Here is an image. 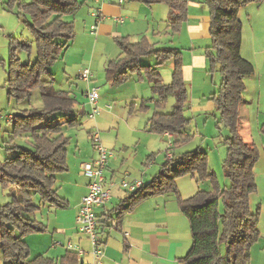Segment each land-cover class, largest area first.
<instances>
[{
  "label": "trees",
  "instance_id": "16d2710c",
  "mask_svg": "<svg viewBox=\"0 0 264 264\" xmlns=\"http://www.w3.org/2000/svg\"><path fill=\"white\" fill-rule=\"evenodd\" d=\"M146 4L163 2L168 6L171 33L179 31L187 19L186 0H134ZM263 0H203L209 9V39L205 55L219 63L221 82L212 99L219 112V122L229 130L224 139L226 156L223 170L228 185L220 187L214 173L207 166L206 153L184 152L166 158L160 170L144 185L130 192L116 206L117 219L140 201L157 195L171 193L179 209L187 219L191 245L179 261L183 264H248L249 249L258 240L259 211H251L250 196L256 192L255 165L259 150L239 133V104L242 102L243 79L254 73V66L240 55L241 22L238 11L250 2ZM76 0H7V10H14L17 18L27 17L26 25L37 46L35 61L23 63L17 50L29 51L30 44L19 42L10 36L8 43L9 62L6 70L7 95L15 102L29 97L38 90L42 107L23 109L10 117L12 127L9 141L17 136L30 138L33 148L16 149L12 157L0 161V186L12 187L11 200L0 206V262L2 264H75L76 253L66 251L55 260L42 254L29 257V248L23 237L34 232H43L44 227L24 215L39 209L31 203L38 195L42 203L65 206L57 196L56 175L67 169L66 147L68 137L63 125H75V99L69 92L57 90L52 79H43L49 74L48 67L59 59L69 41L73 39L72 22L63 19L77 8ZM120 55L108 62L106 79L111 84L127 80L131 74L147 75L150 89L157 96V107H163L167 98L173 96L175 103L170 112L155 111L147 120L151 133L169 132L179 138L175 143L188 138L184 127L188 123L183 115L186 89L183 85L181 52L176 48H153L142 36L129 42L127 37L115 38ZM152 54L155 67L141 64L142 56ZM173 60L171 81L163 83L158 67ZM260 132L264 136V122ZM170 147V146H169ZM191 174L196 181L207 179L211 191L197 190L184 198L178 192L176 179Z\"/></svg>",
  "mask_w": 264,
  "mask_h": 264
},
{
  "label": "rangeland",
  "instance_id": "374dc122",
  "mask_svg": "<svg viewBox=\"0 0 264 264\" xmlns=\"http://www.w3.org/2000/svg\"><path fill=\"white\" fill-rule=\"evenodd\" d=\"M5 2L6 0H0V161L12 157L16 153V149L9 148L12 145L33 148L31 139L24 136H17L14 140L9 141V132L12 127V122L8 119L10 115L19 113L23 109L32 107L40 109L42 107L38 90H33L29 97L19 102H15L7 95L5 79L9 62L10 36H15L19 40L23 39V41L31 40L29 51L17 50L18 57L23 63L32 64L35 61L37 46L25 22L28 18L22 16L17 18L15 14L8 13L4 9ZM100 3V0L98 2L77 0L78 7L75 12L63 17L65 21L73 24V39L65 49L63 56L48 67V71L53 75L45 73L42 77L47 80L52 79L55 89L68 91L69 95L75 98L74 108L77 124L63 125V132L69 139L65 161L67 155L68 158H72L86 150L94 153L92 148L94 143L90 138L93 132H97L99 143L113 156L107 158V163L115 159L111 163L112 165L108 168L105 167L109 171H114L113 178H108L103 183V187L110 190V196H113L115 192L116 195H128L127 191L120 186L121 181L142 180L144 183L148 182L165 162L167 153L174 152L175 149V156L184 152H205L207 166L210 172L214 173L220 187L228 185V179L223 170V161L226 156L224 139L228 137L229 130L219 122V112L212 99V94L218 90L221 75L219 63L213 62L210 57L205 55L206 47L209 46L210 41L208 40L200 48L197 47L192 51L187 44H183L184 48L181 49L183 54L181 63L186 74V76L183 74L182 78L186 89L183 115L188 121L183 130L184 135L188 138L183 142H178L177 148L172 146L168 149L169 142L173 145L176 144L175 141L163 134L149 132L147 120L155 111L170 112L175 99L173 96H169L163 107H157L155 103L157 96L152 94L145 73H142L141 76L136 73L131 74L127 80L117 84L107 81L105 68L109 60L115 59L119 55L120 48L113 36L100 35L96 32L95 27L90 26L96 18L92 12L99 8ZM129 4L131 3H124L123 6ZM13 11L16 12L15 9ZM157 15L166 21V16ZM238 18L241 22L240 55L254 66V73L243 79L242 102L239 104V133L247 142L255 144L261 154L260 159H262L264 136L260 132V127L264 122V0L259 3L250 2L241 7L238 11ZM164 23H160V35L159 33L154 35L151 28L145 30L143 34L150 41H160L158 45L167 47L170 38H168L169 36L163 38L166 36V24L164 25ZM112 24L116 25L114 22ZM132 31L124 33L125 37L127 33H133ZM141 35H137L135 38L131 37L129 40L137 41ZM156 36L157 38H155ZM193 51L195 53H192ZM139 61L141 64L153 67L156 64V59L152 54L142 56ZM85 69L91 74L88 82L80 77ZM172 70V59L159 65L160 78L164 83L171 81ZM94 88L98 92L97 107L99 112L94 118H89L87 114L90 112L91 106L85 95L87 91ZM66 176L63 172L56 175L54 186L57 188L58 194L62 193V190L67 191L70 187L68 184L65 187L61 186L62 179L68 181ZM176 184L179 194L184 198L197 190L211 191L213 189L209 180L204 179L197 182L196 177L191 174L179 176L176 179ZM12 191L15 192L12 187L0 186V206L11 200ZM254 198L255 193L250 196L251 211H256L257 208ZM31 203L38 205L39 209L25 212L24 215L36 220L47 229L45 232L25 236L26 239H31L35 243V245H28L29 257L32 258L39 253L48 257H57V254H54L57 251L60 256L64 253L65 248L60 245L52 247V244L54 242L63 243L65 238L56 232L55 227L68 224L71 208L61 210L56 218L55 211L57 208L62 209L63 206L42 203L38 195L32 196ZM110 207L111 205L108 204L106 208ZM184 224L189 230L187 219L184 220ZM110 230L109 227L103 226L101 223L100 226L97 225L96 232L99 237L102 235L101 233H107ZM253 248L255 250L258 246L254 245Z\"/></svg>",
  "mask_w": 264,
  "mask_h": 264
},
{
  "label": "crops",
  "instance_id": "0c3cea01",
  "mask_svg": "<svg viewBox=\"0 0 264 264\" xmlns=\"http://www.w3.org/2000/svg\"><path fill=\"white\" fill-rule=\"evenodd\" d=\"M94 1L98 2L99 0ZM100 1L101 3L98 5V9L100 10L99 13L102 18L99 21L95 18L94 23L90 25L92 28L95 27L96 32L100 35L113 36L115 39L118 37H125L124 33L131 32V30H133V33H127L126 35L129 40L131 37L135 38V36L143 34L145 30H149L150 28L154 35L158 33L160 35V23L165 22L166 36L163 38L168 36V38H170L167 47L166 45H158L160 41H150V39H148V37L144 34L139 38L142 36L146 37L150 44L153 45V48H176L177 50H180L181 58L183 57L181 51V49L184 48L183 44H187L188 48L192 51L197 47L200 48L208 40L210 41L209 9L205 4H203V0H186L187 19L182 22L179 31L176 33H171L168 28L169 10L168 6L163 2L146 4L134 0H123L122 3H118V0ZM129 2L131 4L123 6L124 3ZM5 7L4 9L8 13L10 12L13 15L15 14L13 10H7ZM157 14H163L166 16V21L164 19H160ZM113 22L116 24L115 26H113ZM155 38H157V36ZM17 40L23 44L24 42L29 44L31 43V40ZM135 41L129 40V42L132 43ZM70 44L71 42L69 41L68 45ZM192 53H195V51ZM182 72L184 76H186L183 66ZM158 74L160 76L159 67ZM49 75L52 76L53 74L49 72ZM74 115L76 116V111L74 112ZM10 117L8 119H10ZM97 123L99 125V118ZM75 124H77V120ZM161 134L164 135V133ZM171 139L176 141L178 140V136L174 135ZM262 144L264 150V142H262ZM176 145L177 143L171 145L168 149L172 146L177 148ZM92 148L94 153H91L90 150H86L78 156L74 155L72 158H68L67 155V169L63 171V173L64 175H67L66 177L68 181L62 179L60 182L62 187H65L66 184L70 187L67 191L60 189L62 190V193L59 192V194L57 193V188H55L57 196L65 202V206H63L62 209L57 208L55 211V217H58V213H61V210L71 208V211L69 212L68 224L57 225L55 227L56 232L62 235V237L65 238V241L63 243L54 242L52 244V247L58 245L63 246L65 251L60 256L58 255V251L55 252L54 254H57V257H48L46 255L48 258L59 260V258H61L66 251H72L76 253L77 262L75 264H94L92 245L88 237L78 230V223H76L81 199L87 193V184L89 180V178L82 172L80 164L83 162H93L97 159L98 151L96 150L94 144L92 145ZM174 152H176V149ZM174 152H170V154L173 156L175 155ZM108 157L112 158L113 156L110 154ZM260 157L261 154L259 153V159ZM259 159H257L255 165L256 173L254 174L257 190L255 192L254 199L257 202V208L259 211L257 226L260 237L249 249L248 264L250 262L251 264H264V156H262L260 164L258 165L257 163ZM114 161L115 159L111 160L109 163L106 162L107 166L105 165L102 169L104 180L113 178L114 171H109L107 168L112 165L111 163ZM105 167L107 168L105 169ZM129 194L130 193H128V195ZM128 195H116L115 192L113 196L111 195L109 197V200L103 207L95 210L97 215V225L100 226L102 223L103 226H107L111 229L109 232H103L101 233L102 235H99V244L103 250V256L99 264H183L179 260L188 252L191 245V236L189 234L190 231L185 227V219L179 209L176 198L172 194L168 193L148 197L133 206L131 210L124 212L121 215L120 220H116L118 217L116 206L122 199L128 197ZM108 204L111 205L110 208H106ZM64 221H66V219H64ZM46 229L47 228L44 227L43 232H45ZM27 235H32V233L26 234L25 236ZM25 236L23 239L27 245H35L31 239H26ZM67 244H70L72 248L69 249ZM254 245L258 246L255 250H253ZM37 255H40V253Z\"/></svg>",
  "mask_w": 264,
  "mask_h": 264
},
{
  "label": "built area",
  "instance_id": "2783aa9c",
  "mask_svg": "<svg viewBox=\"0 0 264 264\" xmlns=\"http://www.w3.org/2000/svg\"><path fill=\"white\" fill-rule=\"evenodd\" d=\"M123 0H118V3H122ZM100 10L97 8L92 14L99 21L102 17L99 13ZM121 21V20H120ZM80 77L84 81H89L91 74L85 69ZM85 97L88 99V103L91 106L90 112L87 114L89 118H94L98 114L99 109L97 107L98 92L97 89H90L86 92ZM93 132V131H92ZM164 135L171 139L174 135L169 132H164ZM96 150L98 151V157L93 162H83L80 164L82 172L89 178L87 184V193L81 199L80 208L77 214L78 230L85 234L91 245L94 264H99L103 256V250L99 244V237L96 232L97 229V215L96 209L103 207L109 200V190L103 187L104 177L102 175V169L106 165L107 158L110 155L105 148L99 143V134L93 132L91 138ZM171 146L172 143L169 142ZM170 152L167 153V158H171ZM144 185L142 180H134L131 182L121 181L120 186L124 188L127 193L134 192L140 189ZM70 249L72 246L67 244Z\"/></svg>",
  "mask_w": 264,
  "mask_h": 264
}]
</instances>
